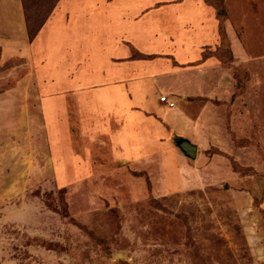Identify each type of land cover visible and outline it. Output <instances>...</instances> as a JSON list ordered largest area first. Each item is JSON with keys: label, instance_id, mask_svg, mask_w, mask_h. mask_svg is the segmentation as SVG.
Returning <instances> with one entry per match:
<instances>
[{"label": "rangeland", "instance_id": "obj_1", "mask_svg": "<svg viewBox=\"0 0 264 264\" xmlns=\"http://www.w3.org/2000/svg\"><path fill=\"white\" fill-rule=\"evenodd\" d=\"M155 1L118 60L99 0H0V264H264V0Z\"/></svg>", "mask_w": 264, "mask_h": 264}, {"label": "crops", "instance_id": "obj_2", "mask_svg": "<svg viewBox=\"0 0 264 264\" xmlns=\"http://www.w3.org/2000/svg\"><path fill=\"white\" fill-rule=\"evenodd\" d=\"M148 1H150V2L153 1V3H154L155 0H148ZM99 2L102 4L100 6L101 15H102V17H101L102 20H100V23L104 25L105 30H106V33L104 35V40L106 39L105 45L108 46L109 48H112V50L109 51V53H110L109 55L115 56V58H117L118 60H123L125 58L127 59L129 57V53L131 52V50L127 47L129 44H131L132 46H135L139 50L138 45L135 43L137 41L147 43V45H149L150 48L155 47L154 46L155 44H158V45L167 44L169 42V40H171L172 42L176 41L175 38H171L169 36H166V37L162 36V35H165V33H163V32L160 33V30L158 32L159 35H156V33L155 34L152 33V28L147 24V22H145V18L142 19L141 16H139V14H136L135 12L129 13V11H132V10L134 11L136 9H139V10L145 9V8H143V4H144V2H146V0H126L125 2L119 1V0H99ZM163 8H164V6H163ZM120 9L123 11L119 12L118 10H120ZM161 9L162 8H158L157 10H161ZM113 10L118 12L115 14L117 17L108 18L109 14ZM119 13H122V14L119 15ZM148 13L149 12H146L144 15H148ZM109 24L114 25L116 30H119V31H117L113 34H109L107 32L108 30H110ZM60 32H61V30H60ZM62 32H61V35L59 36V38L63 40L64 36H67L68 34L65 30H62ZM151 34H154L153 37H150ZM176 42H180V40H178ZM171 46L172 45H170V47ZM71 47H72L71 53L73 56H70L71 59H69L67 57L68 60H63L64 64L62 65V70H64L65 68L75 69L76 71L72 70L73 72L72 71L69 72L68 75L74 73V75H75L74 77H76V79L78 78V75H79L80 78L82 80H84L82 82L84 84H86L87 86L94 85L97 83L101 84L104 82V80L108 76H110L109 77L110 79H113L112 73H113L114 69H118V71L123 70V68L120 66H114L109 60H107V63H105L103 60L101 61V59L97 63L96 62L94 63V61L92 62V60H95V59L91 58V57H93V55L89 51L82 58L86 59V61L90 58V61H87L85 63V65L81 69L82 72L80 73V67L78 66V64H76L80 59V58L78 59L80 52L79 51H78V53L75 52L74 45H71ZM170 47L166 46V48L168 50L170 49ZM174 48L172 50H175L176 52L174 51L171 54H173L175 57H177L178 55H182L181 58H179V56H178L177 59L183 61V60H186L187 58H189L188 56H186V58H184V56H183L184 52L183 51L177 52V49H176L177 47L175 46ZM160 52H162V51H160ZM151 53H155V52H151ZM166 55H168V53ZM65 64H67V66H65ZM97 65H98V67H97ZM105 87L107 88V86H105ZM104 94H106V96L110 95L109 97H111V95L113 93L108 87V89H106ZM114 96L112 97L113 99H115ZM113 99L108 101L109 105L111 103H114V104L117 103V101H115L116 99L115 100H113ZM168 101L173 102V100H171V99H168ZM173 103H174L173 108H169V106H167V108H169V110L173 112L172 116L175 119V118H177L175 115L176 114L175 102H173ZM183 117L184 118H181V119L185 120V121L188 120L187 123H189L191 121L187 118L186 114H183ZM178 138L187 139L191 142V140L189 138H186V137H177V139Z\"/></svg>", "mask_w": 264, "mask_h": 264}, {"label": "water", "instance_id": "obj_3", "mask_svg": "<svg viewBox=\"0 0 264 264\" xmlns=\"http://www.w3.org/2000/svg\"><path fill=\"white\" fill-rule=\"evenodd\" d=\"M175 146L189 159H196L198 147L187 139H176Z\"/></svg>", "mask_w": 264, "mask_h": 264}, {"label": "trees", "instance_id": "obj_4", "mask_svg": "<svg viewBox=\"0 0 264 264\" xmlns=\"http://www.w3.org/2000/svg\"><path fill=\"white\" fill-rule=\"evenodd\" d=\"M57 1H58V0H55V3H56ZM50 12H51V11H49L48 15L45 14V16H44L45 19L49 16ZM219 15H221V12H219ZM44 18H43V19H44ZM41 26H42V23H41L39 26H37L35 29H33V30H32V28H30V26H29V28L32 30V31H31V30L29 29L31 36H34V35L38 32V30L40 29Z\"/></svg>", "mask_w": 264, "mask_h": 264}, {"label": "built area", "instance_id": "obj_5", "mask_svg": "<svg viewBox=\"0 0 264 264\" xmlns=\"http://www.w3.org/2000/svg\"><path fill=\"white\" fill-rule=\"evenodd\" d=\"M162 101L163 102H168L170 108H173L174 107V103L173 102H169L168 99H167V97H162Z\"/></svg>", "mask_w": 264, "mask_h": 264}]
</instances>
